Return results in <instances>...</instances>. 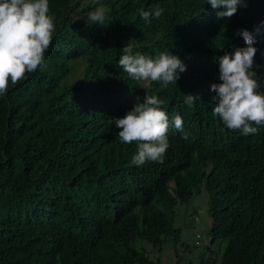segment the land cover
Here are the masks:
<instances>
[{
	"label": "trees",
	"instance_id": "1",
	"mask_svg": "<svg viewBox=\"0 0 264 264\" xmlns=\"http://www.w3.org/2000/svg\"><path fill=\"white\" fill-rule=\"evenodd\" d=\"M246 2L219 19L225 8L207 0H49L47 67L0 96V264H157L138 241H176L175 207L201 189L209 245L225 241L220 264H264V128L244 136L212 114L216 58L246 46L238 29L256 39L257 76L264 68V0ZM101 4L109 24H86ZM157 6L160 19L140 18ZM129 42L147 56L170 51L187 70L167 88L137 82L118 64ZM146 94L189 137L171 128L164 162L135 166L137 145L120 142L114 119ZM187 94L200 100L188 107Z\"/></svg>",
	"mask_w": 264,
	"mask_h": 264
},
{
	"label": "clouds",
	"instance_id": "2",
	"mask_svg": "<svg viewBox=\"0 0 264 264\" xmlns=\"http://www.w3.org/2000/svg\"><path fill=\"white\" fill-rule=\"evenodd\" d=\"M207 3L213 9L225 8L217 12L219 19H231L239 8L247 7L246 0H207ZM138 11L140 18L150 24L152 19H160L165 9L157 6L151 11L143 8ZM49 12V0H0V96L6 95L10 86L47 67L45 54L57 31ZM109 19V9L101 4L87 14L85 22L107 26ZM256 31L259 33V26ZM236 35L243 38L246 46L235 47L216 58L220 82L211 85L216 102L212 114L230 131L244 136L255 135L264 128V68L259 69L257 76L254 68L258 49L253 34L247 29H238ZM133 48L129 42L122 49L118 64L137 82H154L167 88L170 84L176 85L180 73L187 70L185 63L170 51L152 57L134 52ZM183 97L188 107L200 100L198 95ZM165 105L166 101L159 96L146 94L143 102L137 99L123 117L114 119L115 126L120 129V142L137 145L132 165L162 164L170 146L168 133L171 128L183 133L182 138L188 140L182 117L177 114L170 119Z\"/></svg>",
	"mask_w": 264,
	"mask_h": 264
},
{
	"label": "rangeland",
	"instance_id": "3",
	"mask_svg": "<svg viewBox=\"0 0 264 264\" xmlns=\"http://www.w3.org/2000/svg\"><path fill=\"white\" fill-rule=\"evenodd\" d=\"M81 70V63L75 62L66 82L69 83L78 79ZM207 204V196L204 190L195 192L185 203H179L175 207L172 225L174 228H179L176 241L174 240L175 236L171 234L169 238L163 240L160 247L152 246L140 240L137 245H142L146 255L157 264H201V261L210 263L212 258L211 264H220L225 241L217 240L209 245ZM196 234L201 235L198 245H195Z\"/></svg>",
	"mask_w": 264,
	"mask_h": 264
},
{
	"label": "built area",
	"instance_id": "4",
	"mask_svg": "<svg viewBox=\"0 0 264 264\" xmlns=\"http://www.w3.org/2000/svg\"><path fill=\"white\" fill-rule=\"evenodd\" d=\"M200 237H201L200 234H196V235H195V238H196V239H195V244H196V245L200 244V240H199Z\"/></svg>",
	"mask_w": 264,
	"mask_h": 264
}]
</instances>
